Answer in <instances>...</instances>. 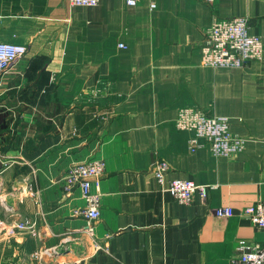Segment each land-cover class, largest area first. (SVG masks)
Returning <instances> with one entry per match:
<instances>
[{"label":"crops","instance_id":"0c3cea01","mask_svg":"<svg viewBox=\"0 0 264 264\" xmlns=\"http://www.w3.org/2000/svg\"><path fill=\"white\" fill-rule=\"evenodd\" d=\"M236 17L264 49V0H0V41L28 49L0 88V264H238L239 241L264 244L244 216L264 202V52L244 68L201 64L204 34ZM191 106L228 119L243 149L191 152L194 133L175 124ZM92 158L106 171L88 235L81 192L61 181ZM175 179L207 185L206 199L179 203ZM25 219L38 236L16 229Z\"/></svg>","mask_w":264,"mask_h":264},{"label":"built area","instance_id":"2783aa9c","mask_svg":"<svg viewBox=\"0 0 264 264\" xmlns=\"http://www.w3.org/2000/svg\"><path fill=\"white\" fill-rule=\"evenodd\" d=\"M99 2L100 0H71L73 5L83 7H94ZM126 3L128 6H135L138 0H126ZM263 52L261 38L249 33L247 17L216 20L204 34L200 45L201 64L212 68H244L253 61L262 60ZM27 53L25 45L0 41V88L10 66ZM175 124L179 129L194 133L189 139L191 152L208 146L213 155L227 156L243 149L244 139L231 132L228 119L211 115L199 107L183 108ZM169 169V164L163 160H156L152 165L153 174L162 187ZM105 171V160L92 158L74 163L62 177L61 182L67 191L77 188L81 192L85 206L76 211V214L85 219L86 225L81 232L88 235H93L95 224L100 219L101 182ZM166 191L179 203L190 204L195 193L206 199L208 186L197 185L186 179H175L171 181ZM216 215L231 217L233 209L227 206L220 207L216 209ZM244 216L257 225L264 235V202L246 207ZM16 229L32 237L39 234L27 219L18 223ZM238 248L241 251L238 264H264V244L248 247L245 241H239Z\"/></svg>","mask_w":264,"mask_h":264}]
</instances>
